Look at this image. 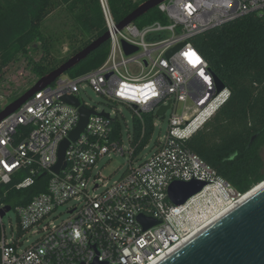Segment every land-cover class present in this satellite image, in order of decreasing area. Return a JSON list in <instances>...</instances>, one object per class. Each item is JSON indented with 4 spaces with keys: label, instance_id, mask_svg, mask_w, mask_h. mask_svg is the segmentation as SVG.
Returning <instances> with one entry per match:
<instances>
[{
    "label": "built area",
    "instance_id": "2783aa9c",
    "mask_svg": "<svg viewBox=\"0 0 264 264\" xmlns=\"http://www.w3.org/2000/svg\"><path fill=\"white\" fill-rule=\"evenodd\" d=\"M100 2L110 35L106 61L86 75L60 77L0 123V211L10 206L3 202L5 185L21 171L27 177L17 189L47 179L45 191L14 208L16 226L4 225L12 207L0 215V264H157L212 223L214 210L222 215L243 197L186 145L231 95L226 86L218 92L215 74L192 39L246 15L264 20V0H167L156 8L167 22L142 28L133 22L123 30L107 0ZM125 44L137 51L127 53ZM87 88L109 107L129 108L142 125L144 115L153 114L155 131L158 111L170 105L166 135L136 153L133 132H125L118 112L88 104L82 94ZM65 97L95 112L75 142L70 137L81 114ZM67 140L65 167L55 173ZM114 155L128 156L127 169L109 181L101 170ZM177 181L205 186L175 205L168 191ZM141 215L157 223L146 228Z\"/></svg>",
    "mask_w": 264,
    "mask_h": 264
},
{
    "label": "trees",
    "instance_id": "16d2710c",
    "mask_svg": "<svg viewBox=\"0 0 264 264\" xmlns=\"http://www.w3.org/2000/svg\"><path fill=\"white\" fill-rule=\"evenodd\" d=\"M107 2L113 20L120 24L145 0ZM60 8H66L73 15L76 28L83 36L72 47L69 58L108 32L100 0H0V78L40 39L44 22ZM156 21L167 22L158 9L135 23L144 27ZM192 43L231 95L186 145L244 195L264 181V160L260 154L264 147V20L256 14L246 15L196 35ZM109 50V41L104 42L66 75L77 78L96 70L106 61ZM44 52L33 69L39 78L68 60L58 61L49 51ZM154 118L151 113L145 114L144 125L133 120L132 144L136 153L153 138ZM115 128L121 131V124L117 122ZM26 177L27 172L21 171L5 185L7 196L3 197V202L12 208L26 205L45 191L47 179L41 177H37L33 186L17 189L18 183Z\"/></svg>",
    "mask_w": 264,
    "mask_h": 264
},
{
    "label": "water",
    "instance_id": "95a60500",
    "mask_svg": "<svg viewBox=\"0 0 264 264\" xmlns=\"http://www.w3.org/2000/svg\"><path fill=\"white\" fill-rule=\"evenodd\" d=\"M167 0H148L139 8L132 12L123 22L118 24L120 30L136 22L140 17L154 10L161 3ZM110 40L109 32L105 36L95 40L85 49L81 50L67 61L62 63L55 70L40 78L37 83L21 97L9 104L0 112V123L11 114L18 111L29 99L38 92L52 85L57 79L66 75L77 67L93 51L99 48L104 42ZM183 45H178L170 50L167 56H171ZM127 53L137 51V48L125 44ZM218 92L224 90L225 85L214 76ZM63 100L75 107H79L81 120L78 128L72 133L70 139L75 142L85 131L89 118L94 114V110L81 106L80 101L74 97H65ZM170 105L162 107L158 117H164ZM108 117V114H103ZM254 136L251 143L255 140ZM70 145V141H65L59 151V162L53 171L59 173L61 168L65 167V153ZM264 181L255 186L249 192L243 195L249 196L245 201L238 204L231 210H228L217 220L209 224L199 234L192 237L188 242L180 246L173 253L168 255L157 264H264ZM205 186L204 182L177 181L171 184L168 195L175 205L184 204L189 198L198 193ZM261 187V188H260ZM256 191V189H258ZM253 193V194H252ZM11 210L6 206L0 211L1 217H4ZM139 221L146 228L155 225L157 222L153 219H147L143 215L139 216Z\"/></svg>",
    "mask_w": 264,
    "mask_h": 264
},
{
    "label": "rangeland",
    "instance_id": "374dc122",
    "mask_svg": "<svg viewBox=\"0 0 264 264\" xmlns=\"http://www.w3.org/2000/svg\"><path fill=\"white\" fill-rule=\"evenodd\" d=\"M41 33L40 39L28 48L26 54L20 55L4 71L3 76L0 78V110L21 97L40 79L33 72V69L35 67L34 65L44 56V50L49 51L55 60L69 59L72 47L83 37L76 28L73 15L66 8H60L54 11L44 22ZM82 94L83 99L91 106L96 107L99 112L103 110L107 113L117 111L125 132L127 130L133 132V115L129 108L122 104H117L113 107L107 106L103 98L98 96L90 88H87L86 92ZM170 117L171 112H168L164 117L157 118L159 127L156 129L153 139L163 138L166 135ZM128 147L129 143L125 133L124 148L128 149ZM260 154L264 160V147L261 149ZM127 162V155L124 157L114 155L108 161L105 168L101 170V175L109 181L117 180L127 169ZM103 165H105V162ZM16 224L17 215L13 208L4 218V225L8 229L9 226H16Z\"/></svg>",
    "mask_w": 264,
    "mask_h": 264
},
{
    "label": "bare ground",
    "instance_id": "6f19581e",
    "mask_svg": "<svg viewBox=\"0 0 264 264\" xmlns=\"http://www.w3.org/2000/svg\"><path fill=\"white\" fill-rule=\"evenodd\" d=\"M264 186V185H263ZM261 188V187H260ZM257 190H259V188L258 189H256V191ZM253 194V193H252ZM249 196H251V195H248V196H244V197H242L241 199H240V201L237 203V204H235V205H233V206H230L229 208H227L225 211L227 212L228 210H231L232 208H234L235 206H237L238 204H240V203H242L243 201H245L247 198H249ZM219 212H217L216 210H214L213 211V213H212V215H211V217H214L213 219H211L212 221L211 222H214L215 220H217L220 216H222V215H220L221 213H219ZM225 214V213H224ZM211 224V223H210ZM209 226V225H208ZM207 227V226H206ZM206 227H204L203 229H205ZM202 229V230H203ZM202 230H200L197 234H199ZM196 236V235H195ZM182 246V245H181Z\"/></svg>",
    "mask_w": 264,
    "mask_h": 264
},
{
    "label": "clouds",
    "instance_id": "9594fccd",
    "mask_svg": "<svg viewBox=\"0 0 264 264\" xmlns=\"http://www.w3.org/2000/svg\"><path fill=\"white\" fill-rule=\"evenodd\" d=\"M220 108H222V106L216 109L215 114L220 110ZM207 122H208V121H207ZM198 131H199V130H198Z\"/></svg>",
    "mask_w": 264,
    "mask_h": 264
},
{
    "label": "snow or ice",
    "instance_id": "6c2138e0",
    "mask_svg": "<svg viewBox=\"0 0 264 264\" xmlns=\"http://www.w3.org/2000/svg\"><path fill=\"white\" fill-rule=\"evenodd\" d=\"M194 55V54H193Z\"/></svg>",
    "mask_w": 264,
    "mask_h": 264
}]
</instances>
